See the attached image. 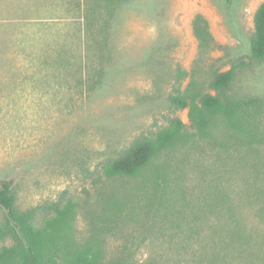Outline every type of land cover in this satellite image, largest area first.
<instances>
[{
	"label": "rangeland",
	"instance_id": "rangeland-1",
	"mask_svg": "<svg viewBox=\"0 0 264 264\" xmlns=\"http://www.w3.org/2000/svg\"><path fill=\"white\" fill-rule=\"evenodd\" d=\"M263 2L0 0V186L12 182L16 207L41 217L74 197V235L105 261L239 264L227 228L264 240V141L247 146L219 118L142 176L103 169L176 118L192 131L170 97L214 94L216 73L235 67L228 94L264 101L251 52Z\"/></svg>",
	"mask_w": 264,
	"mask_h": 264
},
{
	"label": "trees",
	"instance_id": "trees-1",
	"mask_svg": "<svg viewBox=\"0 0 264 264\" xmlns=\"http://www.w3.org/2000/svg\"><path fill=\"white\" fill-rule=\"evenodd\" d=\"M251 52L254 58L264 59V2L255 11ZM181 74L186 72L181 71ZM234 77L235 67L216 73L211 81L215 93H206L199 101L178 90L170 100L177 107L189 108L194 129L189 130L176 118L155 137L139 140L122 155L109 160L103 173L109 177L142 176L164 150L185 146L197 137H208L212 122L219 118L231 137L240 138L251 148L261 144L264 141V101L258 96L228 94ZM78 204L74 197L65 203L52 202L43 207L48 210L47 214L39 217L42 207L17 208L12 182L2 181L0 206L5 210V217L0 222V264H130L126 257L105 261L98 246L76 239L74 223ZM226 231L229 234L225 249L234 254L239 264L264 263V240L256 242L254 235L240 227ZM7 239L12 243L5 244Z\"/></svg>",
	"mask_w": 264,
	"mask_h": 264
}]
</instances>
